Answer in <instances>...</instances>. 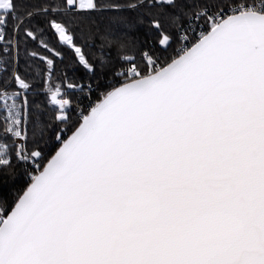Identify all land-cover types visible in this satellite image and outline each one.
I'll return each instance as SVG.
<instances>
[{
  "label": "snow or ice",
  "instance_id": "snow-or-ice-1",
  "mask_svg": "<svg viewBox=\"0 0 264 264\" xmlns=\"http://www.w3.org/2000/svg\"><path fill=\"white\" fill-rule=\"evenodd\" d=\"M0 264H264V0H0Z\"/></svg>",
  "mask_w": 264,
  "mask_h": 264
}]
</instances>
